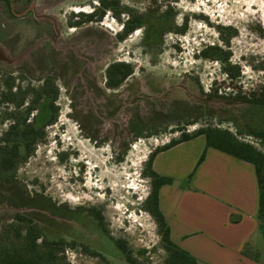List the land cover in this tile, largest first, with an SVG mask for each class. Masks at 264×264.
<instances>
[{
  "label": "rangeland",
  "instance_id": "obj_1",
  "mask_svg": "<svg viewBox=\"0 0 264 264\" xmlns=\"http://www.w3.org/2000/svg\"><path fill=\"white\" fill-rule=\"evenodd\" d=\"M98 1L33 3L57 14ZM111 1L84 8L104 23L83 26L73 36L89 34V63L85 42L78 43L73 54L77 66L61 71L56 97L50 87L43 91L42 98L53 101L54 121L39 131L28 155L9 171L0 169V244L20 245L24 232L33 227L40 234L39 246L44 233L63 240L58 262L131 264L114 242L120 240L134 264H165L167 245L149 213L152 152L182 133L216 128L264 154V144L250 135L264 130V104L234 98L236 93L258 96L264 89V0ZM69 12L65 9L61 16ZM43 14L39 10L36 16ZM132 20L141 27L119 39L123 23L126 27ZM213 45L226 61L202 56ZM3 57L18 64L0 53ZM20 59L29 62L27 54ZM115 61L128 63L134 75L118 92L106 93L105 68ZM229 67L238 72L232 80ZM42 75L36 67L14 76L18 83L12 93L21 107L0 101V113L6 116L0 118L2 155L9 150L6 139L13 121L21 123L28 112L25 123H35L33 115L43 104ZM132 120L140 124L137 135L128 129ZM57 206L68 212L80 208L84 222L70 220ZM89 210L100 214V225L89 218Z\"/></svg>",
  "mask_w": 264,
  "mask_h": 264
},
{
  "label": "crops",
  "instance_id": "obj_2",
  "mask_svg": "<svg viewBox=\"0 0 264 264\" xmlns=\"http://www.w3.org/2000/svg\"><path fill=\"white\" fill-rule=\"evenodd\" d=\"M152 170L171 179L158 204L175 245L198 264H264L252 164L206 147L200 135L158 151Z\"/></svg>",
  "mask_w": 264,
  "mask_h": 264
},
{
  "label": "flooded vegetation",
  "instance_id": "obj_3",
  "mask_svg": "<svg viewBox=\"0 0 264 264\" xmlns=\"http://www.w3.org/2000/svg\"><path fill=\"white\" fill-rule=\"evenodd\" d=\"M100 1L102 0H99L97 4L93 2L91 5L100 6L102 3H100ZM111 2L115 3V0H112ZM15 5H18L17 9L15 8ZM91 5L85 4L80 5V7H67L65 9L70 10V12L67 17H62L61 12L65 9L59 10L57 14H50L44 11L43 8L36 7L33 0H0V53L5 54V56H8L9 58H15V60H18V64H13L7 57L0 58V101L6 105L15 104L18 108L21 107L18 106L21 103L16 102L17 100L14 99V94L12 93L17 90L14 84L18 83V79H15L14 76H16L17 73L25 75L29 70L39 67L40 72L43 74L39 80L42 88V94H40V97L43 104L40 107L38 114L33 115V121H35L33 125L36 124V121L41 125L46 119H50L51 117L54 121L55 108H53V101L42 98L44 97L43 91L47 87L56 90L55 86H57V83L62 82L61 71L66 69L70 72L77 66L76 58L73 57V54H76L75 49L78 43L82 44L83 41L85 42L89 63V34L87 37L79 39L73 38V36L83 26L89 28V25L93 23L104 25L103 22H100V17L97 18L93 16V12H85L84 8ZM39 10L43 11L44 14L36 16L37 11ZM140 27V23L136 20L130 21L126 27L123 23L121 30L118 33L119 39L124 40V36L138 30ZM210 47L216 46L213 45ZM206 49L208 48H205L202 51ZM24 54L29 56V62L20 59ZM61 57H65L63 61ZM126 69H129L130 73L126 77H123ZM105 71L106 78L103 89L106 93L118 92L124 87L129 78L134 75V71L130 68L128 63L124 64L116 61L107 65ZM87 85L89 87V71ZM90 87L93 89L92 85ZM120 108L121 107L119 106L116 107L118 110H120ZM113 115L114 113L109 117L111 118ZM26 116L21 120V123H19L20 121H13L10 125L11 132L8 134L10 139H6V149L9 148V150H7L8 152L13 149L15 144L13 136L11 135L13 127L23 128L28 125L25 123L27 121ZM5 117L4 114L0 113L1 119ZM138 123L137 120H132L130 122L128 129L132 134H139L140 124L137 126ZM17 146L19 147V150L24 151L25 148L23 144H18ZM0 152L3 151L0 150ZM57 207V211L60 214L64 215L69 213L71 217H73L70 220H75V222L80 224L84 222V218L80 213V208L68 212L63 206ZM93 213L95 216L101 217L98 212L89 210V218H91L96 224L100 225L102 219H94ZM60 220H63V218H60Z\"/></svg>",
  "mask_w": 264,
  "mask_h": 264
},
{
  "label": "trees",
  "instance_id": "obj_4",
  "mask_svg": "<svg viewBox=\"0 0 264 264\" xmlns=\"http://www.w3.org/2000/svg\"><path fill=\"white\" fill-rule=\"evenodd\" d=\"M216 50L220 49L217 47H210L209 50L201 51L202 56L206 58L218 57L219 59H223L226 61L227 56H217ZM230 67L227 71L229 73V76L231 77L230 79L232 80V78H236L238 76V72L233 73L234 67H232L231 69ZM129 73V69H126L123 77L129 75ZM49 92L55 97V89L52 88ZM249 95L252 96V99L247 98V96ZM249 95L241 96L240 93H236V96H234V98L236 100L240 99L243 103L253 102L261 105L264 104V89H261V94L258 96L255 94V92L250 93ZM52 122L53 118L51 117L50 119H46L45 122L41 125L38 121H36L35 125L28 124L21 129L14 126L11 135L13 136V141L15 142V144L10 152H4L3 155L2 153H0V169L2 171H9L14 166L16 160L19 157L28 155V153L32 151L31 146L33 145V143L38 137L41 136L39 131ZM200 135H203L205 137L206 147H211L253 165L258 186V227L264 236V154L261 151L257 150L253 145L239 140L235 135L230 134L228 131H223L216 128H200L191 135L182 133L179 139L171 140L167 145H164L161 148H156L155 151L151 154L147 167L149 177L151 178L152 188L148 197V202H150L152 205V207L149 208V213L160 227L161 239L167 245V258L165 260V264L198 263L196 259L193 258L187 251L175 245L170 238L169 226L159 209L158 191L162 185L169 184L171 182V179L158 176L152 170V160L158 151L169 149L181 142L188 141ZM250 135H252L256 139H259V141L264 144V130H261L259 132L251 131ZM18 144H23L25 148L24 151L19 150V147L17 146ZM204 156L205 153L201 155L198 164L203 161ZM93 215L94 219H101V217L95 216L94 213ZM46 219L49 220V218ZM24 234L25 237L23 240H21V233L19 231L15 233V236L18 238V240L22 241V243H20V245L18 246L9 248L4 244H0V264H67L62 260L58 262L56 258L57 250L64 249V246H62L64 244L63 240L59 238L51 239L47 234L44 233L45 239L39 246L36 244V241L40 238L39 231H37L33 227H30L24 232ZM114 242L119 251L124 254L126 260L131 264H134V261L131 260L130 256L126 252L125 245L120 240H115ZM69 247L72 248L73 245H69Z\"/></svg>",
  "mask_w": 264,
  "mask_h": 264
}]
</instances>
